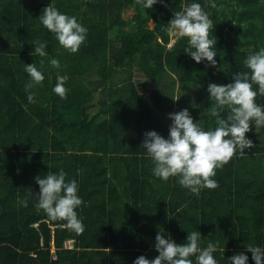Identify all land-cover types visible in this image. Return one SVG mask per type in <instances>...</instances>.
<instances>
[{"label": "trees", "instance_id": "16d2710c", "mask_svg": "<svg viewBox=\"0 0 264 264\" xmlns=\"http://www.w3.org/2000/svg\"><path fill=\"white\" fill-rule=\"evenodd\" d=\"M192 3L213 21L215 67L197 63L184 52L187 38L172 43L164 30L175 11ZM50 4L87 28L77 53L41 24ZM127 8L134 9L130 18ZM37 40L46 43L47 57L32 55ZM261 48L264 0H163L151 9L135 0H0V264H133L159 255L158 232L182 244L192 231L201 233L202 248L219 241L218 264H231L241 252L255 264L247 245L264 248V127L250 125L254 147L217 169L219 186L199 197L179 177H155L142 142L151 130L168 137L174 106L214 130L228 110L208 115V85L234 82ZM34 63L45 80L30 90L36 101L30 103L25 65ZM58 73L68 76L66 100L53 92ZM256 103L264 106V96ZM61 169L78 182L84 201L77 209L85 226L80 235L35 208V177ZM26 196L24 207L19 200ZM69 238L74 243L66 247Z\"/></svg>", "mask_w": 264, "mask_h": 264}, {"label": "clouds", "instance_id": "9594fccd", "mask_svg": "<svg viewBox=\"0 0 264 264\" xmlns=\"http://www.w3.org/2000/svg\"><path fill=\"white\" fill-rule=\"evenodd\" d=\"M163 0H135L143 9H151ZM216 8L215 2L211 3ZM41 24L58 40L59 45L69 53H77L87 38V28L78 22L75 16L61 13L52 4L45 7L39 16ZM213 21L210 14L200 3H192L175 11L173 18L164 29L169 36L187 38L189 53L197 62L207 61L210 66L217 65L216 39L210 38ZM34 52L41 58L47 57V45L39 40L34 41ZM50 65L60 69V61L52 58ZM41 66L44 60L40 61ZM249 71L236 72L234 82L227 84L210 83L208 92L212 101L208 115L216 117L228 110L226 119H218L214 130H205L194 122L187 108L169 113L172 123L167 138L155 130L147 131L142 142L147 156L151 158L155 177L167 182L172 177H179V184L199 197L201 190H215L219 185L214 179L217 169H222L239 153L254 147L253 141L246 136L254 122L256 130L264 127V106L256 103L257 96H264V48L255 54H249L244 60ZM25 72L29 82L25 85L28 101L35 103V94L30 90L42 86L45 75L38 70L36 63L26 64ZM68 76L57 74L53 92L62 100L67 99L68 89L65 84ZM258 86V91L254 90ZM178 100V98H174ZM181 109V108H179ZM67 173L61 169L58 173L49 171L46 175L35 177L40 191L37 195L36 210L43 211L51 221H63L67 230L80 235L85 226L78 216L77 209L84 201L78 195L79 185L75 179L66 180ZM32 193L28 195L31 196ZM27 207L28 197L19 200ZM201 233L188 232L186 243H177L166 239L161 233L156 235L155 248L158 251L154 259L139 256L133 264H218L214 253L223 252L219 241L200 246ZM255 264H264V248L247 245ZM249 257L241 252L230 257L231 264H247Z\"/></svg>", "mask_w": 264, "mask_h": 264}, {"label": "rangeland", "instance_id": "374dc122", "mask_svg": "<svg viewBox=\"0 0 264 264\" xmlns=\"http://www.w3.org/2000/svg\"><path fill=\"white\" fill-rule=\"evenodd\" d=\"M133 13H134V9H133V8H127V9L124 11V16H125L126 18H130V17L133 15ZM150 24H151V26H152V22H150ZM176 38H177V37L174 36V38H173V40H172V43L174 42V40H175ZM147 87H148V88H151L150 84H147ZM176 97H177V95H176ZM176 109H177V106H174V111H173L172 113L177 112ZM168 118H170V117L168 116ZM52 249H53V251H55L54 246H52Z\"/></svg>", "mask_w": 264, "mask_h": 264}, {"label": "built area", "instance_id": "2783aa9c", "mask_svg": "<svg viewBox=\"0 0 264 264\" xmlns=\"http://www.w3.org/2000/svg\"><path fill=\"white\" fill-rule=\"evenodd\" d=\"M73 243H74V239H66L65 240V242H64V245L66 246V247H71V246H73Z\"/></svg>", "mask_w": 264, "mask_h": 264}, {"label": "crops", "instance_id": "0c3cea01", "mask_svg": "<svg viewBox=\"0 0 264 264\" xmlns=\"http://www.w3.org/2000/svg\"><path fill=\"white\" fill-rule=\"evenodd\" d=\"M54 243V242H53ZM52 243V245L54 246V244ZM55 248V247H54ZM55 253V252H54ZM35 254V253H34ZM56 257V256H55Z\"/></svg>", "mask_w": 264, "mask_h": 264}]
</instances>
